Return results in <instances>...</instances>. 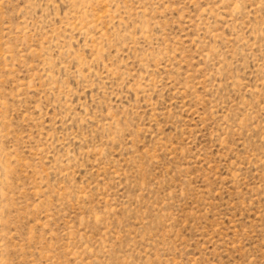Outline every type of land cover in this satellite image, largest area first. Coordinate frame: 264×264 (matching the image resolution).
<instances>
[{
    "label": "rangeland",
    "instance_id": "obj_1",
    "mask_svg": "<svg viewBox=\"0 0 264 264\" xmlns=\"http://www.w3.org/2000/svg\"><path fill=\"white\" fill-rule=\"evenodd\" d=\"M0 264H264V0H0Z\"/></svg>",
    "mask_w": 264,
    "mask_h": 264
}]
</instances>
